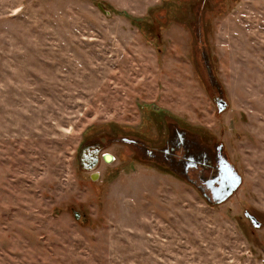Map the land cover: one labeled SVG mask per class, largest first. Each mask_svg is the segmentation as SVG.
Masks as SVG:
<instances>
[{"label": "rangeland", "instance_id": "obj_1", "mask_svg": "<svg viewBox=\"0 0 264 264\" xmlns=\"http://www.w3.org/2000/svg\"><path fill=\"white\" fill-rule=\"evenodd\" d=\"M178 1L0 0V264H264V0ZM175 125L223 145L225 202L119 139Z\"/></svg>", "mask_w": 264, "mask_h": 264}, {"label": "flooded vegetation", "instance_id": "obj_2", "mask_svg": "<svg viewBox=\"0 0 264 264\" xmlns=\"http://www.w3.org/2000/svg\"><path fill=\"white\" fill-rule=\"evenodd\" d=\"M217 99L215 100L217 101ZM169 130L170 132L165 137L161 146L145 145L144 140L134 134L122 135L119 139L128 147V151L131 152V155H134L139 160L153 162L161 168L165 167L171 173H180L189 185H192L200 193L205 201L211 205H219L221 203H219L220 191L222 188L226 187L228 182L227 178L224 180V164H227L233 173L240 176L234 164L226 157L223 151V145L221 143L212 142L205 145L204 148H194L192 144L189 143L190 136H193V133L182 130L176 125L172 128L170 127ZM90 145L97 147L96 149L98 150L96 154V165L91 171L101 163L111 164L114 161L112 154L103 152L106 147L102 146L97 139L87 141L81 147ZM104 154L109 155L110 162L103 159ZM144 157L145 159H142ZM77 160L79 161L80 168L90 167L91 162L89 163L86 160L82 161L79 159V151ZM92 173L93 172L89 174L90 179ZM93 174H95V178L98 179L99 175L97 173ZM223 181L225 182L223 183ZM238 188H236L234 192ZM226 199L223 202H225ZM243 214L252 227L254 226L250 221V216L254 218L255 224L257 223V227L255 228H260L262 223L258 221L254 214L246 211H244Z\"/></svg>", "mask_w": 264, "mask_h": 264}, {"label": "water", "instance_id": "obj_3", "mask_svg": "<svg viewBox=\"0 0 264 264\" xmlns=\"http://www.w3.org/2000/svg\"><path fill=\"white\" fill-rule=\"evenodd\" d=\"M226 108V102L222 99H217L216 101V110L217 112H221ZM97 147H93L92 145L90 146H84L81 147L79 150V159L82 161H88L90 164V167L87 168H83L84 170H88L91 171V169L96 165V154H97ZM103 159L106 160L107 162H110V157L108 154H104L103 155ZM225 166V177L224 180L227 178L228 182L226 187L222 188L220 191V195H219V203L223 202L227 197H229L236 188H238L240 182H241V178L238 174L233 173V171H231V169L228 167L227 164H224ZM91 179H96L95 178V174H91ZM225 181H223L224 183ZM73 216L75 219H78V213L73 211ZM250 221L253 223L254 227H257V223L255 224L254 222V218L252 216L249 217Z\"/></svg>", "mask_w": 264, "mask_h": 264}, {"label": "trees", "instance_id": "obj_4", "mask_svg": "<svg viewBox=\"0 0 264 264\" xmlns=\"http://www.w3.org/2000/svg\"><path fill=\"white\" fill-rule=\"evenodd\" d=\"M176 1H177V0H176ZM179 3L181 4L182 2L179 0L177 4H179ZM165 9H166V10H164V11L162 10L161 12H164V13H165V11H166V13H167V11H168V6H167ZM151 11H152V10H150V12H151ZM149 14H150V13H149ZM136 21L138 22L139 20H136ZM141 29H143V28L141 27Z\"/></svg>", "mask_w": 264, "mask_h": 264}]
</instances>
